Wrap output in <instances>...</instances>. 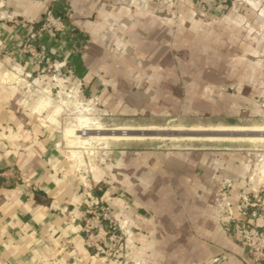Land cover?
Here are the masks:
<instances>
[{
	"label": "crops",
	"instance_id": "1",
	"mask_svg": "<svg viewBox=\"0 0 264 264\" xmlns=\"http://www.w3.org/2000/svg\"><path fill=\"white\" fill-rule=\"evenodd\" d=\"M51 4L70 29L42 39L86 102L118 116L180 115L206 102L207 87L218 91L213 100L224 96L220 81L206 85L182 65L186 50L175 30L203 39L209 28L201 18L197 31L191 15L176 25L169 14L153 13L152 0H0V264H207L215 257L217 264H257L239 239L242 223L264 229V214L242 207L243 197L254 200L249 159L121 146L102 152L93 171L79 172L40 108L41 90L53 87L55 76L19 48ZM224 7L229 12L218 16L217 33L229 34L230 50L263 55L264 0H229ZM241 63L232 81L238 95L254 86V62L245 60L244 69ZM226 179L233 181L229 228L218 208ZM94 199L128 219V252L116 261L84 244V211Z\"/></svg>",
	"mask_w": 264,
	"mask_h": 264
},
{
	"label": "rangeland",
	"instance_id": "2",
	"mask_svg": "<svg viewBox=\"0 0 264 264\" xmlns=\"http://www.w3.org/2000/svg\"><path fill=\"white\" fill-rule=\"evenodd\" d=\"M229 0H152L153 13L158 15L169 14L178 25V20L182 15H191V26L195 25L197 31L199 18L205 20L209 33L203 36V39L197 36V32H190L176 35L175 39L186 51H184L183 67L187 72L193 75L199 72L200 77L206 85L220 83L224 96L220 95L218 99L213 100V94L218 97V91L206 88V102L196 104L187 111L178 114H123L116 115L111 109L102 106L100 103L85 101L79 94V88L67 85L68 82L63 79L57 80L51 88H43L41 93L45 99L41 110L48 122L60 130L62 143L67 151L69 159L77 164V169L82 173L91 172L95 168V162L101 158L102 152L113 147L137 148L141 150L148 149H187V150H206V152H221L236 154L242 159L252 161V187L253 194L264 195V139L248 140L246 138H228V139H208L202 136L199 139L180 138L177 130H188L194 128H215V127H264V54L240 55L230 50L232 41L229 34L217 33L218 25L216 20L221 14L229 12ZM222 6V7H220ZM175 25V26H176ZM193 30V28H192ZM187 35V36H185ZM205 35V34H204ZM177 37V38H176ZM206 37V38H205ZM175 40V41H176ZM242 45V44H241ZM176 48V45H175ZM181 58V56H179ZM182 57V58H183ZM245 60L254 62L253 71L254 86L242 90L238 95L235 92L238 88L233 84L237 69L236 64L241 61L240 68H245ZM178 60H175V63ZM222 70L219 72L220 67ZM228 68H233L231 71ZM230 70V71H229ZM53 73L52 71H49ZM244 74L239 70L238 76ZM54 75V74H53ZM64 79L67 77L62 74ZM245 91L247 94L245 95ZM211 92V93H210ZM218 105L215 106V105ZM81 116L97 117V123L104 128L129 127L134 129L152 128L153 131L163 132L158 138L145 139H100L91 138L88 143H82L78 140L80 133L65 136V129L68 127L79 128ZM79 124V125H78ZM168 127V128H167ZM163 128V129H162ZM177 128V129H176ZM169 138H168V137ZM174 136V137H173ZM171 138V139H170ZM202 139V140H200ZM233 139V140H232ZM117 145V146H113ZM104 147V150L101 148ZM230 180L232 187L233 181ZM225 181V180H224ZM255 184V185H254ZM224 185V182L222 186ZM117 260V259H116ZM114 260V261H116Z\"/></svg>",
	"mask_w": 264,
	"mask_h": 264
},
{
	"label": "built area",
	"instance_id": "3",
	"mask_svg": "<svg viewBox=\"0 0 264 264\" xmlns=\"http://www.w3.org/2000/svg\"><path fill=\"white\" fill-rule=\"evenodd\" d=\"M56 2V0H53ZM68 19L59 13L54 4L47 7L35 28L27 31L19 48L28 55L32 62L45 70L52 71L57 80L64 79L61 66L56 60H51L48 46L42 37L48 32L62 34L69 31ZM230 180H225L218 197V208L224 224L229 228L233 218V210L228 199L227 187ZM248 206L254 207L252 215L264 214V195L254 194V200L247 197L242 199L244 210ZM84 244L96 254L105 259L116 260L120 255L128 252L127 239L129 237L128 219H119L110 204L94 199L84 211V221L81 227ZM239 239L247 245L250 259L257 264H264V229L251 223H242L239 227ZM215 257L207 264H217Z\"/></svg>",
	"mask_w": 264,
	"mask_h": 264
},
{
	"label": "bare ground",
	"instance_id": "4",
	"mask_svg": "<svg viewBox=\"0 0 264 264\" xmlns=\"http://www.w3.org/2000/svg\"><path fill=\"white\" fill-rule=\"evenodd\" d=\"M79 128L68 127L65 129V136L71 137L78 135V140L82 143H88L91 138L125 140L127 139H145L161 137L163 132L153 131L152 128L134 129L129 127L104 128L97 123V117L81 116ZM79 125V124H78ZM168 128V127H167ZM163 129V128H162ZM177 129V128H176ZM180 138L199 139L202 136L208 139H228V138H246L248 140L264 139V127H215V128H194L188 130H177L176 133ZM164 135V134H163ZM168 137V136H167ZM174 137V136H173ZM169 138V137H168ZM171 139V138H170ZM202 140V139H200ZM233 140V139H232Z\"/></svg>",
	"mask_w": 264,
	"mask_h": 264
}]
</instances>
